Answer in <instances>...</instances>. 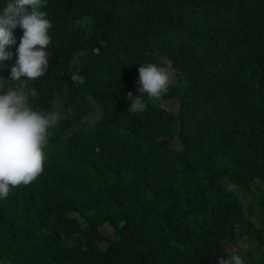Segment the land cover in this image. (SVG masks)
<instances>
[{"label":"trees","instance_id":"obj_1","mask_svg":"<svg viewBox=\"0 0 264 264\" xmlns=\"http://www.w3.org/2000/svg\"><path fill=\"white\" fill-rule=\"evenodd\" d=\"M8 2L0 0V10ZM45 2L49 66L22 80L38 93L30 97L34 110L59 100L67 118L49 129L41 175L0 199V264L230 258L223 240L248 225L221 179L230 175L248 190L256 179L264 183V0ZM14 36L0 80L16 64L23 29ZM165 59L171 83L162 96L178 110L144 94L146 109L131 112L128 93L141 96L138 69L167 67ZM73 73L85 82L74 83ZM90 99L102 108L95 121ZM105 222L116 237L103 234Z\"/></svg>","mask_w":264,"mask_h":264},{"label":"clouds","instance_id":"obj_2","mask_svg":"<svg viewBox=\"0 0 264 264\" xmlns=\"http://www.w3.org/2000/svg\"><path fill=\"white\" fill-rule=\"evenodd\" d=\"M45 7V0H9L0 10V69L12 56L7 49L16 44L14 30L17 27L23 29L16 64L11 68L10 76L0 80V199L7 198L10 187L28 185L41 175L49 129L67 118L58 110L59 100L52 102L50 110H34L30 97H36L38 93L34 88H27L22 80H36L45 74L49 66L46 49L51 43L48 30L52 25L46 18L47 13L42 10ZM77 55L85 56L86 53ZM78 63L79 60L74 58L72 64ZM164 64L167 67L148 63L138 69L141 85L138 92L141 96L133 98L132 93H128L131 112L139 113L146 109L144 94L151 99H159L167 93L171 83V61L165 59ZM71 78L74 83L85 82L83 76L76 73ZM9 80L19 82L18 86L7 87ZM219 264L245 262L241 256L233 254L230 258H221Z\"/></svg>","mask_w":264,"mask_h":264},{"label":"rangeland","instance_id":"obj_3","mask_svg":"<svg viewBox=\"0 0 264 264\" xmlns=\"http://www.w3.org/2000/svg\"><path fill=\"white\" fill-rule=\"evenodd\" d=\"M172 78L175 79L173 76ZM91 106L88 118L95 121L102 116V108L94 99H90ZM160 105L167 109L177 111L178 103L174 99H168L161 96L158 99ZM221 185L227 193L235 197L242 204L243 221H246L248 228L242 234H235L228 239H224L225 247L233 254L241 256L245 264H264V183L260 179H256L251 183L250 190L245 189L230 175L224 176L221 179ZM73 215L79 216L81 228L88 229V224L78 212H73ZM239 222V227H244L242 222ZM244 223V222H243ZM246 230V231H245ZM101 231L109 238L116 237L115 229L110 223L105 222L101 225ZM80 232L64 235L66 244L71 245L75 242L76 236ZM101 246L105 248L106 242H101Z\"/></svg>","mask_w":264,"mask_h":264}]
</instances>
